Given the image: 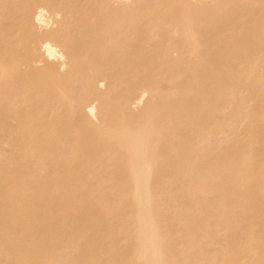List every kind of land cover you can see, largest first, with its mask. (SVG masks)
<instances>
[{"label":"bare ground","instance_id":"6f19581e","mask_svg":"<svg viewBox=\"0 0 264 264\" xmlns=\"http://www.w3.org/2000/svg\"><path fill=\"white\" fill-rule=\"evenodd\" d=\"M0 264H264V0H0Z\"/></svg>","mask_w":264,"mask_h":264}]
</instances>
